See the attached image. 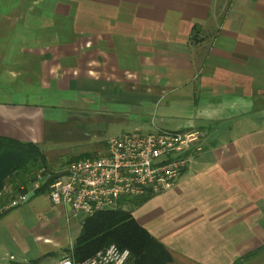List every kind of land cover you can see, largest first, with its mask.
<instances>
[{
    "label": "crops",
    "instance_id": "0c3cea01",
    "mask_svg": "<svg viewBox=\"0 0 264 264\" xmlns=\"http://www.w3.org/2000/svg\"><path fill=\"white\" fill-rule=\"evenodd\" d=\"M74 121L200 132L131 215L166 264H264V0H0V137L42 150ZM82 220L33 195L0 218V264L70 257Z\"/></svg>",
    "mask_w": 264,
    "mask_h": 264
},
{
    "label": "built area",
    "instance_id": "2783aa9c",
    "mask_svg": "<svg viewBox=\"0 0 264 264\" xmlns=\"http://www.w3.org/2000/svg\"><path fill=\"white\" fill-rule=\"evenodd\" d=\"M200 139L201 133L195 130L128 132L111 137L98 154L70 162L46 195L53 208H66L71 218L128 209L172 189L192 153L201 151ZM49 178L38 173L29 193ZM27 195L9 200L4 209L16 208ZM129 259L127 250L110 245L86 261L75 263L67 256L56 264H129Z\"/></svg>",
    "mask_w": 264,
    "mask_h": 264
},
{
    "label": "trees",
    "instance_id": "16d2710c",
    "mask_svg": "<svg viewBox=\"0 0 264 264\" xmlns=\"http://www.w3.org/2000/svg\"><path fill=\"white\" fill-rule=\"evenodd\" d=\"M90 157L79 156L72 161ZM40 172L43 176L48 174L50 178L33 191L34 195L47 194L49 185L59 175L53 173L43 151L35 144L0 137V218L12 210L4 209L9 200L30 192L29 186L36 181ZM7 188L10 195L4 196ZM144 201L134 203L130 209L106 210L84 218L80 233L68 251L70 258L75 263L83 262L108 246L115 245L119 250L129 252V264H166L169 256L163 246L141 228L131 215L132 207Z\"/></svg>",
    "mask_w": 264,
    "mask_h": 264
},
{
    "label": "rangeland",
    "instance_id": "374dc122",
    "mask_svg": "<svg viewBox=\"0 0 264 264\" xmlns=\"http://www.w3.org/2000/svg\"><path fill=\"white\" fill-rule=\"evenodd\" d=\"M72 125L73 128L70 129L69 133L66 132L64 137L58 139L56 142L47 143L42 147V150L47 154H49V151L56 153L61 151L60 161L58 163L56 162L52 164V171L55 175L64 173L66 166L70 163V161H72V159L75 158L74 156L84 155L81 153L83 150L90 154L95 144L100 143L102 145L109 138L121 135L124 131V133L130 131L126 130L128 128L124 127L125 125L120 127H112L105 126L104 124L101 125L98 123H92L89 121L87 124L84 122L74 121L70 126ZM3 194L4 196H9V189L7 188Z\"/></svg>",
    "mask_w": 264,
    "mask_h": 264
},
{
    "label": "water",
    "instance_id": "95a60500",
    "mask_svg": "<svg viewBox=\"0 0 264 264\" xmlns=\"http://www.w3.org/2000/svg\"><path fill=\"white\" fill-rule=\"evenodd\" d=\"M32 197H33V193H29V194L26 196V198H25V200L23 201V203H26V202L29 201Z\"/></svg>",
    "mask_w": 264,
    "mask_h": 264
}]
</instances>
